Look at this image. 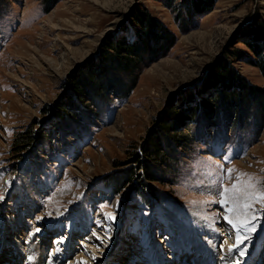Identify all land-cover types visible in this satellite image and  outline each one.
<instances>
[{"label": "rangeland", "instance_id": "rangeland-1", "mask_svg": "<svg viewBox=\"0 0 264 264\" xmlns=\"http://www.w3.org/2000/svg\"><path fill=\"white\" fill-rule=\"evenodd\" d=\"M190 1L195 0H167L170 5L164 0H0V228L17 229L16 264H114L115 255L124 257L122 264H195L194 247L189 254L185 238L196 229L213 243L211 264H228L220 259L221 245L226 251L236 239L223 219L218 192L241 173L253 178L256 192L264 181V125L249 101L217 103L203 136L206 119L200 114L190 127L173 129L194 143L184 152L177 150L179 162L164 178L167 184H153L162 203L149 199L146 191L138 195L133 184L117 193L104 185L107 176L126 170L131 154L158 133L156 121L170 100L177 106L183 95L205 87L218 60L227 58L238 76L264 90V76L249 63L255 57L236 34L256 19L264 22V0H211L209 7L202 0V11L194 14L189 13ZM136 10L145 11L147 22L150 18L158 29L148 30V46H142L146 66L128 96L119 100L113 95L125 92L130 76L112 54L106 62L103 57L113 42L136 45L140 29L131 18ZM225 51L241 54L223 58ZM101 62L106 76L99 75L96 82L107 84L113 102L83 104L99 113L90 119L92 126L85 130L80 113L83 124L76 134L57 136L47 157L43 153L35 162L23 153L17 157L15 140L25 132L35 139L38 132H49L44 125L53 120L52 108L74 101L71 83L86 80ZM208 93L186 104L212 98ZM78 104L74 101L72 113ZM232 108L237 112L223 115ZM167 141L159 134L162 149L173 148ZM114 163L124 165L114 168ZM227 169L235 170L231 178ZM253 207L256 231L240 230L249 238L240 245L245 254L237 251L229 258L233 264H264V205ZM173 211L189 229L186 236L169 229ZM15 249L10 245L3 258H12ZM202 257L198 261L204 262ZM4 259L0 264L8 263Z\"/></svg>", "mask_w": 264, "mask_h": 264}, {"label": "trees", "instance_id": "trees-1", "mask_svg": "<svg viewBox=\"0 0 264 264\" xmlns=\"http://www.w3.org/2000/svg\"><path fill=\"white\" fill-rule=\"evenodd\" d=\"M164 1L167 4V0ZM201 1L202 0L190 1V14L202 11L204 4ZM204 1H206V6L209 7L211 5V0ZM144 14L146 15L145 11L136 10L131 15L132 20H134V23H136L135 25L140 29V31H137L138 42L136 43V45H129L128 43L123 41V39L118 42H113L108 46L109 54L103 57L106 62L107 57H111L112 54L113 60H116L119 67L121 68L119 69L127 74L126 77L130 76V82L129 85L126 86L125 92L120 93L117 96L113 95V92L107 91V84H102L103 82H96L100 80L99 75H102L103 77L106 76L104 74V71L102 72V70L105 69L104 63L101 62L102 65L97 66L98 69L94 73H92L90 77H85L86 80L83 78L81 80L76 79L73 83H71V89L74 91L75 96L74 101L79 103L74 108L75 110H77V113H72L71 107L74 106V101L72 100L64 101L60 105L54 106L51 111L53 114V120L44 125V129L48 128L47 131L49 132H45V130L38 132V138L36 139L25 132L21 134L20 137L17 138V140H15L16 144L14 145V152L16 153L17 157H19L20 154L23 153L32 162H35L36 156H39L38 158H40L42 157L40 155L45 154L44 156L47 157V154H49L50 152V148L58 144V142L55 140L57 136L61 135L66 137L68 135L73 136L74 134H76L75 132L79 126L78 124H83L82 118L79 119L80 113L82 114L83 119H85L86 122L85 124H83L86 127L85 130L87 129V127H91L92 122L90 119L92 117L98 118L99 113L98 115H95L96 113L87 109L84 106V103L91 102L92 105V103L95 102L96 99H98V101L104 104V106H108L111 102H113L111 101L112 95L113 98L119 100L128 96L129 92L136 84L137 76L146 66L142 61V55H144L142 53L144 52L142 46H148V30L149 32H152L158 29L157 24L150 18L148 19L149 23L147 22L146 18L143 16ZM244 28L236 33L237 36H239V39H241L238 40V42H242L252 52L255 60H250V62H248L252 66L257 67L260 70L261 74L264 76V22L256 19L251 25ZM243 33L244 35L242 37ZM168 47L169 45H167V48ZM225 52L226 54L223 55V58L226 55L230 58L231 54H241L240 51H236V53H230L229 51ZM226 59L227 58L220 59V61L218 60V63L213 66L211 78L210 80H208L210 83L208 82V84L206 82V85H204L205 87H201V91L197 89L194 91H190L187 95H183L181 100H179V104H177V106H174L172 100H170L168 107L165 108L162 112V118L160 119V121L159 119L156 121L157 125L155 126V128H157L156 130H158V133H154L150 140L148 139L145 143H143L144 147H140V150L135 151L131 154L130 158L125 164L129 165L126 170H122L123 172L114 173L112 174V176H107L106 181L104 182L105 186H111L113 192L117 193L122 187L133 184V187H136L134 191H136L138 195L145 194L146 191L148 194H150L148 196L149 199L153 198L156 203H162L163 199L159 198V190L155 186H153V184H167V181H165L164 178H168L171 176L170 173L174 169L173 166L177 165L179 162V159L177 158L179 152L177 150L181 149L184 152L189 148L188 144L191 145L194 143L189 135L179 134V132L177 131L174 132L173 129L176 130L178 124H181L182 126L186 124V127H190L193 119L197 118V116H199L200 114V118L206 119V123L202 129L203 136L205 133L203 131H206L208 127H211L209 126V122L211 120V115L213 113H216L214 111L217 103L218 105H220V103H237V105H240L241 103L249 101L251 109H255L254 111L257 115L258 121L260 122V126L264 125V90L252 86L245 79L238 76ZM119 69L114 70V73L119 75L120 73H117ZM100 70L101 73L99 72ZM116 79L117 80L115 82L119 83L121 81V75ZM91 82L94 84L93 86ZM111 88H113V86H111ZM205 89L206 91L204 92L203 90ZM211 90L212 92L209 93L213 96H211L212 98H201L199 103H196V101L193 102V106H188L186 104H191L189 101L194 100L195 97L196 99H198L201 95L203 96L204 93L207 94L208 91ZM199 92L203 94H200ZM90 95L92 96V99H90ZM175 101L176 99H174V103ZM236 108H232L231 110H224L225 112L223 113V115L226 116V114H230L229 112L231 111L237 112ZM43 113H48V109H45ZM243 117L244 115L241 116V119H243ZM238 118H240V116ZM65 119L67 120L68 125H66ZM225 122L227 123V121ZM159 134L165 135L168 138L167 143L172 145L173 148L168 145L166 150L162 149L161 145L158 144ZM197 140H200V136ZM54 141L57 142L56 145L53 144ZM179 155H181V153H179ZM182 155L184 154L182 153ZM122 165L124 164L114 163L113 167L119 168ZM150 167H152L153 172L157 173V176L152 173ZM144 197L145 195L143 196V198Z\"/></svg>", "mask_w": 264, "mask_h": 264}, {"label": "snow or ice", "instance_id": "snow-or-ice-1", "mask_svg": "<svg viewBox=\"0 0 264 264\" xmlns=\"http://www.w3.org/2000/svg\"><path fill=\"white\" fill-rule=\"evenodd\" d=\"M234 171V169H227L229 178H231V174ZM254 188L253 178L249 177L246 173H241L235 178L230 187H224L222 191L218 192L220 197L219 204L224 210L223 219L230 225L236 239V243L230 244L226 251L223 245H221V251H224V255L220 259L226 260L228 264H233L229 258L237 251L240 256L245 254L246 249L240 248V245L249 236H241L240 230L243 229L246 233L256 231L255 221L258 217L256 215L257 210L253 207V204L260 203L264 205V181L260 182L259 192L254 191ZM2 198V195H0V199ZM106 216L114 219L112 213H107ZM39 231L40 228L37 227L36 232L38 233ZM97 238L99 239V237ZM224 243L227 244L228 239H225ZM78 264H83V262H78ZM235 264H239V261H235Z\"/></svg>", "mask_w": 264, "mask_h": 264}, {"label": "bare ground", "instance_id": "bare-ground-1", "mask_svg": "<svg viewBox=\"0 0 264 264\" xmlns=\"http://www.w3.org/2000/svg\"><path fill=\"white\" fill-rule=\"evenodd\" d=\"M169 222H170V225L168 226L169 229L177 230V232H180L183 236H186L185 234H187L189 232V229L185 226L184 222L178 220V217L176 216L175 211H173V213L172 212L169 213ZM16 230L17 229L13 225H12L10 230L8 228H2V227L0 228V260H3L4 259L3 256H5L7 254L6 252L10 251V245H11V247H14V249H15V246L17 247L18 244H15V241H14V237H15L14 232ZM198 232L199 231L197 229H196V231L195 230L191 231L192 237L190 238V236H189L188 238H185V241H186L185 248L189 252V254H191L190 248L194 247L193 248L194 249L193 255H195L197 258L195 264H211V262L214 261V254L213 253L215 251L213 243L207 241ZM6 238H10V239L6 240ZM12 243H14V245ZM190 244H192V245L190 246ZM123 253L125 254V252H123ZM9 255H7V256H9V257L13 256V257L12 258L7 257L8 259H10L9 261L6 260L7 258L4 259L5 261H8L7 264H16L15 259H17V257H18V252L16 251V249H15L14 253L11 252ZM201 256H203L202 258H203L204 262L198 261L199 257H201ZM61 257H62V255H61ZM205 257H206V260H205ZM115 258L116 259L113 260L114 264H122L121 261L125 260L124 257L121 255H119V256L115 255ZM12 259H14L15 261H12ZM61 264H64V263H62V261H61ZM155 264H161V263H155Z\"/></svg>", "mask_w": 264, "mask_h": 264}]
</instances>
